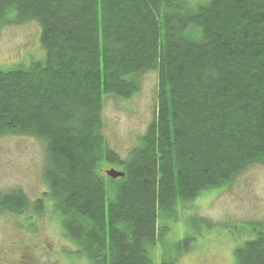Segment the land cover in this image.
<instances>
[{
    "label": "trees",
    "instance_id": "trees-1",
    "mask_svg": "<svg viewBox=\"0 0 264 264\" xmlns=\"http://www.w3.org/2000/svg\"><path fill=\"white\" fill-rule=\"evenodd\" d=\"M28 21L45 57L0 69V135L45 143L47 195L91 264H178L211 227L190 218L175 255L160 256L178 204L264 164V0H0V28ZM151 70L154 117L120 158L103 135V100L130 98ZM26 207L21 191L0 192V211ZM247 227L235 262L264 264V221Z\"/></svg>",
    "mask_w": 264,
    "mask_h": 264
},
{
    "label": "rangeland",
    "instance_id": "rangeland-1",
    "mask_svg": "<svg viewBox=\"0 0 264 264\" xmlns=\"http://www.w3.org/2000/svg\"><path fill=\"white\" fill-rule=\"evenodd\" d=\"M40 31L37 21L1 27L0 69L27 67L42 60L45 51ZM140 79V90L130 98L108 95L103 100V135L120 158H126L138 145L154 117L158 73L151 70ZM46 163V146L41 139L22 133L0 135V192L19 190L27 200L20 214L0 211V264H16L27 245L37 264H91L77 252L80 246L64 235L61 216L47 195ZM111 168L119 170L107 163L100 166L104 174ZM39 200L43 210L37 213L35 203ZM176 210L177 218L167 220L169 230L158 245L160 256L175 255L179 242L192 233L189 220L195 217L211 227L202 226L178 264H236L234 249L250 238L247 223L264 221V164L249 166L230 184L205 191L178 204Z\"/></svg>",
    "mask_w": 264,
    "mask_h": 264
},
{
    "label": "flooded vegetation",
    "instance_id": "flooded-vegetation-1",
    "mask_svg": "<svg viewBox=\"0 0 264 264\" xmlns=\"http://www.w3.org/2000/svg\"><path fill=\"white\" fill-rule=\"evenodd\" d=\"M47 245L49 246V244ZM16 264H37L29 245L25 246L23 251L20 252Z\"/></svg>",
    "mask_w": 264,
    "mask_h": 264
},
{
    "label": "water",
    "instance_id": "water-1",
    "mask_svg": "<svg viewBox=\"0 0 264 264\" xmlns=\"http://www.w3.org/2000/svg\"><path fill=\"white\" fill-rule=\"evenodd\" d=\"M105 174L110 177V178H113V179H116V178H120V177H123L124 173L119 171V170H116L114 168H111L109 170H106Z\"/></svg>",
    "mask_w": 264,
    "mask_h": 264
}]
</instances>
